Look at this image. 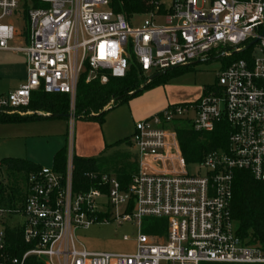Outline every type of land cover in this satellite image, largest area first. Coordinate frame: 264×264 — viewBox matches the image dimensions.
Listing matches in <instances>:
<instances>
[{
	"label": "built area",
	"instance_id": "2783aa9c",
	"mask_svg": "<svg viewBox=\"0 0 264 264\" xmlns=\"http://www.w3.org/2000/svg\"><path fill=\"white\" fill-rule=\"evenodd\" d=\"M146 2L149 11L127 15L115 11L113 0H0V51L24 55L27 65L26 82L0 95V112L8 116L33 115L23 109L39 91L67 95L73 110L83 77L105 85L110 77L125 78L133 64L150 79L207 61L215 51L245 56L199 101L136 125L129 144L137 170L125 188L115 175L97 172L87 174L96 187L75 192L71 130L65 171L42 168L31 175L21 206L0 208V264L31 257L43 264H264V246L246 245L231 212L237 171L264 184V0ZM23 6L28 43L15 45L18 29L8 20ZM139 16L148 18L134 26ZM180 122L197 133L227 124V149L186 163ZM189 166L198 172L190 174ZM145 218L166 220V236L143 234ZM111 221L136 226V254L90 253L76 241L77 230ZM6 226L22 228L31 246L22 258L5 253Z\"/></svg>",
	"mask_w": 264,
	"mask_h": 264
},
{
	"label": "trees",
	"instance_id": "16d2710c",
	"mask_svg": "<svg viewBox=\"0 0 264 264\" xmlns=\"http://www.w3.org/2000/svg\"><path fill=\"white\" fill-rule=\"evenodd\" d=\"M243 1V0H241ZM146 0H113V6L117 13L144 14L149 11ZM239 55L227 60V66L232 62L242 59ZM158 74L153 81L144 78L136 64L131 66L125 78L115 79L110 77L107 84L100 82L87 83L86 78L80 81L75 103V115L80 119L94 120L104 123L107 108L114 109L119 105L129 102L140 96L145 91L163 84L170 71ZM157 76V75H155ZM143 87L142 91H139ZM135 93V94H133ZM133 94V95H132ZM70 98L67 95H48L43 91L32 95L31 104L23 109L32 112L28 116H8L0 112V124H24L40 120L67 119L70 112ZM112 104L111 107H109ZM102 112V113H101ZM101 113V114H100ZM41 114L50 115L47 117ZM99 115V116H93ZM62 116V117H58ZM183 157L188 164L201 163L206 155L213 151L226 150L230 137V129L227 124H218L212 133H197L189 123L176 124ZM67 149L58 153L54 158L53 168L63 173L66 167ZM126 157L113 159H85L75 157L74 190L75 192L87 191L96 187L87 174L104 173L103 170L111 169L115 165L125 162ZM0 167H5L8 173V181L0 183V208L16 209L23 204L28 192L31 175L39 172L43 167L33 162L7 158L0 162ZM115 172V176L125 188L135 173V167L126 164L122 170ZM105 174V173H104ZM232 217L237 224V234L251 247L264 246V184L255 180L250 172L237 171L233 185V201L231 205ZM167 222L155 219L146 233L151 236L165 233ZM7 245L5 253L11 257L22 258L31 249L23 239V230L20 227L6 226ZM26 264H43L31 257ZM212 264V263H203Z\"/></svg>",
	"mask_w": 264,
	"mask_h": 264
},
{
	"label": "rangeland",
	"instance_id": "374dc122",
	"mask_svg": "<svg viewBox=\"0 0 264 264\" xmlns=\"http://www.w3.org/2000/svg\"><path fill=\"white\" fill-rule=\"evenodd\" d=\"M26 10L24 6L21 7L8 21L28 36L29 23L25 18ZM147 18V16H139L133 25L139 26ZM157 23L162 25L165 22L157 20ZM178 23V21L173 22L174 25ZM223 52L215 51L207 61L170 71L163 84L145 91L140 96L114 109L107 108L104 123L76 117L75 108L72 110L71 101H69L70 118L40 120L24 124H2L5 127H2L1 133L3 134L0 135V160L15 158L33 162L43 168H53L55 156L66 150L67 135L71 130L74 132L76 157L99 159L114 154L121 156L132 153L129 151L127 139L138 123L161 114L170 106L195 103L204 96L205 90L217 87L219 77L227 67L226 63L229 60L222 57ZM239 56L245 57L244 55ZM111 106L112 104L109 107ZM72 121L73 124H71ZM188 171L192 175L198 172L195 166H189ZM7 177L6 168L0 167V183L9 184ZM123 211L124 209L121 208L122 214ZM153 221L155 218L143 220V234L148 235L146 228ZM167 231L166 226L165 233L161 237H165ZM137 236V228L133 224L119 225L114 221L109 224L98 223L87 230L80 229L75 232L76 241L86 251L111 255L136 254ZM124 237L129 239L125 240Z\"/></svg>",
	"mask_w": 264,
	"mask_h": 264
},
{
	"label": "crops",
	"instance_id": "0c3cea01",
	"mask_svg": "<svg viewBox=\"0 0 264 264\" xmlns=\"http://www.w3.org/2000/svg\"><path fill=\"white\" fill-rule=\"evenodd\" d=\"M17 29H18V37L14 44L15 45H25L26 43H28V38H27L28 36L24 32L22 33V31L19 30V28ZM25 35L26 37H24ZM26 80H27V65H26L25 56L22 54H17L13 52L0 51V95L7 94L11 91H14L20 88L26 82ZM2 127H5V126L0 125V128H1L0 135L3 134L1 133L3 131ZM134 131L135 129L132 130L131 136L127 139L128 144H129L130 138L134 134ZM128 146L130 147L129 151H132V153L122 154L121 156L120 155L115 156L114 154L111 156L99 158V159H113L115 157H122V158L126 157L125 162L121 163L120 165H115L111 169L103 170L105 174L115 175L114 173L117 171H120L118 170L120 168L122 170V168L126 164L133 165L135 167L134 171L136 172L137 167H136L135 159H133L134 157L133 148L131 147L130 144Z\"/></svg>",
	"mask_w": 264,
	"mask_h": 264
},
{
	"label": "water",
	"instance_id": "95a60500",
	"mask_svg": "<svg viewBox=\"0 0 264 264\" xmlns=\"http://www.w3.org/2000/svg\"><path fill=\"white\" fill-rule=\"evenodd\" d=\"M256 43H257V41L253 42V43L251 44V46L255 45ZM156 77H158V75H157V76H153V77H151V78L149 79V81L146 83V85H147L148 83H150L151 81H153ZM142 89H143V87H141V89H140L139 91H142ZM133 94H135V93H133ZM133 94H132V95H133ZM58 117H62V116H58ZM70 117H71V115L65 116V118H70Z\"/></svg>",
	"mask_w": 264,
	"mask_h": 264
}]
</instances>
